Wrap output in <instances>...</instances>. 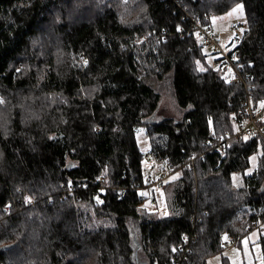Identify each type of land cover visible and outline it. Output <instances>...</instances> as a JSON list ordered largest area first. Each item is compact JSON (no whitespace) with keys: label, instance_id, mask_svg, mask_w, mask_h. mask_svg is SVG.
<instances>
[{"label":"trees","instance_id":"obj_1","mask_svg":"<svg viewBox=\"0 0 264 264\" xmlns=\"http://www.w3.org/2000/svg\"><path fill=\"white\" fill-rule=\"evenodd\" d=\"M238 4L248 28L234 64L250 93L208 64L192 30ZM167 75L183 117L151 121L161 101L151 78ZM249 95L264 101V0H0V264H173L171 247L195 235L183 264H207L223 234L253 230L238 222L240 206L264 203L263 140H234L225 157L203 145L233 130ZM142 126L181 175L160 189L170 191L163 218L134 188ZM259 149L258 175L234 190L232 174ZM49 183L57 190L42 193ZM71 184L87 190L65 194Z\"/></svg>","mask_w":264,"mask_h":264},{"label":"rangeland","instance_id":"obj_2","mask_svg":"<svg viewBox=\"0 0 264 264\" xmlns=\"http://www.w3.org/2000/svg\"><path fill=\"white\" fill-rule=\"evenodd\" d=\"M124 1L128 2L129 0H124ZM239 5L242 4H238L229 12L223 15L215 16L211 19V25L213 31L224 47H226V45L230 42V40L236 35L232 31L233 27L238 26L241 22L246 23L244 6L242 5L243 6L242 8H238ZM242 33L243 30H241L238 34L241 35ZM204 53L207 56L206 60L208 64L211 67H213L215 70H217L214 64L215 56L211 55L206 51H204ZM198 68L199 70L205 69L204 66L200 63H198ZM222 73H223L222 77H224L227 82L233 80L232 72L229 71L226 73L224 72ZM143 74L144 73H142V75ZM151 82L154 85V88L157 90V92L161 95V101L159 103L157 114L155 117L151 119V121L158 122L162 118H169L174 120L182 119L183 112L179 108L174 96V90L172 87V78L169 75L159 80L152 77ZM147 131L148 128H146L145 126L139 127L136 131L137 143L141 153L144 154V156L150 151V141L147 135L148 134ZM260 156H261V150L259 149L258 154H254L253 156L250 157L249 169H247L246 171L239 170L232 174L231 179L233 184L232 187L234 190H238L242 188L247 178L253 175L255 176L258 175V172L257 171L255 172V170L257 169L258 159ZM142 169L144 175L143 182H145L147 178L151 180L158 178L160 167L155 165V163L152 160L146 159L144 157L142 162ZM180 176H181L180 172H176V173L174 172V175L170 179V182L172 180L180 178ZM196 178L199 179L198 176H196ZM99 180H103V184L105 183L110 184L108 168H106L103 171L102 176L99 178ZM198 186L199 188H201L202 184L198 183ZM56 187L57 186L55 184L49 183L48 185L42 187L41 192L43 193L50 190L55 191L57 190ZM152 190H153V194H151V191L149 189L147 190V187H145L141 191L137 190L140 195V198L144 201L142 208L145 209L150 214L157 215L159 218L168 216L170 214L169 212L170 209L168 206L166 195L168 197L170 196L169 187L166 189L165 193L163 192V190H160L156 187H153ZM30 199H32V197L28 198V200ZM100 202L101 199H97V203L99 204ZM240 208L241 209L237 214L238 222L241 225H244L246 229L250 228L251 225L253 226L255 223H259V227L256 228L253 227V230L250 231L249 234L242 237L239 245L232 246L230 248L221 249L220 252L210 256L207 260V264H210V262L211 264H223L224 260L228 264H263L264 254L262 251L260 238L262 235H264V203L262 205H256V204L243 205L240 206ZM97 224L105 225V222L99 220ZM228 237L229 236L223 234L222 240L227 239ZM174 248L176 247L174 246L171 247L172 258H173ZM138 257H139V261L142 262L144 261V256L140 254Z\"/></svg>","mask_w":264,"mask_h":264},{"label":"built area","instance_id":"obj_3","mask_svg":"<svg viewBox=\"0 0 264 264\" xmlns=\"http://www.w3.org/2000/svg\"><path fill=\"white\" fill-rule=\"evenodd\" d=\"M247 23L241 22L238 26H234L232 31L236 34L230 42L223 46L218 37L213 31L211 24H202L199 22H194L192 30L194 31L196 37L202 43L204 50L211 55L215 56L214 64L215 67L222 72H232L233 80L230 81L235 84H242L245 86L246 91H253L252 88L247 86L245 77L242 74V67L236 66L234 62L239 54L237 49L240 44L241 37L243 33L247 30ZM243 30V33L239 35L238 33ZM235 57V58H234ZM250 78V76H248ZM261 101L258 104L254 102V99L251 95L248 96V99L241 102L240 108L235 111L231 116V122L233 125L232 131H225L220 135H216L213 132L209 133L208 137L204 140V147L209 151H214L220 155V157H225L230 149L231 142L233 140H263L264 141V104ZM146 159L152 160L155 165L160 167L158 178L149 179L147 178L145 182L141 184L138 183L134 188L135 190H142L147 187L153 194V187L161 189L164 185L170 182V179L174 175V168L171 162L162 159L161 157L155 156L151 151H149L145 156ZM196 157H192L188 162L184 163L189 170L192 168ZM101 187L98 190L93 191L94 198L97 200L100 198V194L105 192L110 188V184H103V180H99ZM62 190L65 194H77L79 191L87 190V185L85 184H71L67 187H62ZM36 199L32 198L28 200L27 205H34ZM254 228L259 227V223L253 225ZM183 244H180L178 247L173 250V264H183L186 262L187 255L189 254L188 243L194 242L197 240V236H193L191 240L189 238H183ZM241 238L239 236L228 237L222 242L223 248H230L232 246L239 245ZM184 258V259H183Z\"/></svg>","mask_w":264,"mask_h":264},{"label":"snow or ice","instance_id":"obj_4","mask_svg":"<svg viewBox=\"0 0 264 264\" xmlns=\"http://www.w3.org/2000/svg\"><path fill=\"white\" fill-rule=\"evenodd\" d=\"M243 6L242 5H239L238 8H242ZM235 11V10H234ZM235 58V57H234ZM87 63V61H85V64ZM0 102H3L2 100H0ZM262 104H264V102H262ZM211 264V262H210Z\"/></svg>","mask_w":264,"mask_h":264}]
</instances>
